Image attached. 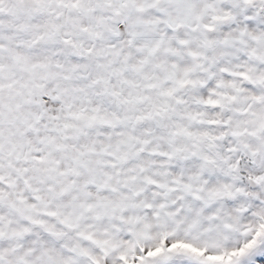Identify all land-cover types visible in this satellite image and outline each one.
Returning a JSON list of instances; mask_svg holds the SVG:
<instances>
[{
    "label": "snow or ice",
    "instance_id": "snow-or-ice-1",
    "mask_svg": "<svg viewBox=\"0 0 264 264\" xmlns=\"http://www.w3.org/2000/svg\"><path fill=\"white\" fill-rule=\"evenodd\" d=\"M0 264H264V0H0Z\"/></svg>",
    "mask_w": 264,
    "mask_h": 264
}]
</instances>
